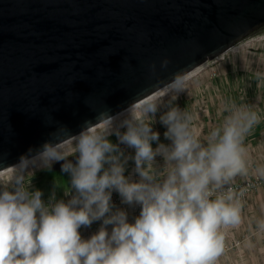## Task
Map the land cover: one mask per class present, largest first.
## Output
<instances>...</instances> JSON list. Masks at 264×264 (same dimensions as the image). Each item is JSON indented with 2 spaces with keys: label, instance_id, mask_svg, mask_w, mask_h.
<instances>
[{
  "label": "clouds",
  "instance_id": "9594fccd",
  "mask_svg": "<svg viewBox=\"0 0 264 264\" xmlns=\"http://www.w3.org/2000/svg\"><path fill=\"white\" fill-rule=\"evenodd\" d=\"M169 63L164 59L161 67ZM189 79L183 70L177 72L159 82L157 95L115 115L101 112L99 122L86 121L77 135L61 127L53 135L64 138L46 142L30 158L22 156L12 166L11 186L0 191V264H217L227 231L243 222L247 189L237 192L233 182L250 173L264 178V166H254L244 143L261 117L249 105L233 104L223 124L202 142L191 115L172 103L187 90ZM161 109L168 145L159 142L151 126ZM112 135L118 143L110 141ZM69 139L78 154L75 164L64 150ZM120 144L135 150L138 182L124 175L128 157ZM157 156L167 169L162 179ZM60 161L75 194L67 202L52 197L46 204L39 189L25 186V175L30 167L50 169ZM113 191L122 203L141 206L134 222L124 210L113 212ZM99 220V230L83 239L79 230ZM257 230L264 232V219L257 221Z\"/></svg>",
  "mask_w": 264,
  "mask_h": 264
},
{
  "label": "water",
  "instance_id": "95a60500",
  "mask_svg": "<svg viewBox=\"0 0 264 264\" xmlns=\"http://www.w3.org/2000/svg\"><path fill=\"white\" fill-rule=\"evenodd\" d=\"M262 29L264 0H0V171Z\"/></svg>",
  "mask_w": 264,
  "mask_h": 264
},
{
  "label": "rangeland",
  "instance_id": "374dc122",
  "mask_svg": "<svg viewBox=\"0 0 264 264\" xmlns=\"http://www.w3.org/2000/svg\"><path fill=\"white\" fill-rule=\"evenodd\" d=\"M248 49L253 50L255 53L249 52ZM245 51L249 52V54L248 52L246 53V56L244 54ZM228 54L231 60L224 64H218L217 75H212L207 70L202 75L191 76L186 85L187 90L178 98L177 104H180L181 108L191 115V127L199 134L201 141L204 143L207 142L213 128L223 124L225 117L228 115V109L233 104L243 106L248 101H261V103H264V43H256L254 47L240 48L237 52L230 51ZM246 58H250L249 61ZM243 63L247 64L248 67H244ZM257 73L261 75L258 76ZM256 112L260 114L259 110ZM261 121H263V118L260 119V123ZM151 126L153 131L159 132L160 143L166 145L171 143V141L164 138L166 128L160 124L159 118L153 121ZM121 131L123 132L125 129H121ZM109 139L114 144L118 143L115 135L110 136ZM152 146L155 148L157 143L153 142ZM74 147L75 144L73 142L72 148L66 146L64 150L67 154H74ZM119 147L123 151L124 156L128 157L124 175L128 177L133 172L139 177V174L135 171L134 159H132L135 155V150L124 144H120ZM74 155L75 160H77L78 154ZM155 160L156 167L160 168V178L162 179L167 171L166 168H163V158L157 156ZM105 167H108V165H105ZM13 176V169L0 174V191H3L5 187L11 186L10 182ZM70 181V175L64 174L61 170V165L56 166L55 171L37 165L28 169L24 182L25 186L31 185L29 191L39 189L43 193L42 200L47 204L52 197L57 201L62 199L65 202L71 199L75 191L71 189ZM253 191L249 193L246 199L254 197ZM243 213L252 216L250 209L246 208ZM102 223L98 222L96 225H91L87 228L82 227L79 230L82 238L89 239L99 230ZM252 225L253 221L252 217H250L249 222L243 221L238 228L227 231L225 252L219 257L217 264H222L223 262L225 264H264V261L258 263L255 260L252 252L253 239H248L239 232L240 229L244 230V228L248 230ZM112 227V225L107 226L109 233ZM249 242L252 245L251 247L248 246Z\"/></svg>",
  "mask_w": 264,
  "mask_h": 264
},
{
  "label": "crops",
  "instance_id": "0c3cea01",
  "mask_svg": "<svg viewBox=\"0 0 264 264\" xmlns=\"http://www.w3.org/2000/svg\"><path fill=\"white\" fill-rule=\"evenodd\" d=\"M180 98V96H179ZM170 99V97L168 98ZM167 102V101H166ZM178 100L172 101L173 105L177 104ZM180 106V104H178ZM252 107V110L260 111V117L263 118L261 123L256 124L251 130L250 134L245 139V146L249 150L250 157L253 161L254 166H264V103L261 101H248L247 104ZM181 107V106H180ZM164 109H161L160 112L157 113L155 120L159 118ZM153 120V121H155ZM164 171V170H163ZM254 172V169H253ZM251 176L261 178L255 174L250 173ZM254 197H248L244 202V210L250 209L252 211V216L249 214H242V221L249 222L250 217H252L253 225L244 230H239L240 234L248 239H253L252 252L254 254L255 260L260 263V261H264V232H260L257 230V221L260 219H264V187L260 186L253 191ZM263 197V198H262ZM263 212V214H262ZM225 264V262H223ZM222 263V264H223Z\"/></svg>",
  "mask_w": 264,
  "mask_h": 264
},
{
  "label": "built area",
  "instance_id": "2783aa9c",
  "mask_svg": "<svg viewBox=\"0 0 264 264\" xmlns=\"http://www.w3.org/2000/svg\"><path fill=\"white\" fill-rule=\"evenodd\" d=\"M256 43H264V31H260V32H256L252 35L247 36L246 38L242 39L241 41H239L238 43L234 44L233 46H231L230 48H228L226 51L220 53L219 55L215 56L212 59H208L207 61L203 62L202 64H200L199 66H197L196 68H194L193 70H191L190 72L187 73V75L189 77L191 76H199L204 74L205 71H207L208 73L212 74V75H217L218 71H217V67L219 63H226L228 62L230 59L229 57V52L230 51H235L237 52V50H239L240 48H245V47H254V44ZM249 52L253 53V50L248 49ZM248 51H245L244 54L246 56V53ZM248 52V54H249ZM255 53V52H254ZM244 56V57H245ZM250 58H246V60L249 61ZM244 67H248L247 64L243 63ZM208 67V68H207ZM207 68V69H206ZM137 104V103H135ZM131 107V106H130ZM129 108V107H128ZM127 109V108H126ZM130 177V179L133 182H138L139 181V177L136 176L133 172L130 173V175L128 176ZM263 186L264 187V178H257V177H253L251 175H249L248 177H237L236 180L233 182L232 187L238 192L239 189L241 188H246L247 191H245L243 197H242V201H244L246 199V197L249 195V193H251L253 190L257 189L258 187ZM112 204H113V212L116 211L117 209L120 210H124L125 212H127L128 214V222L132 223L134 222L135 217H137L140 213L141 210V206L140 205H127L121 202V197L119 195L118 192L113 191L112 192V200H111ZM102 220L99 221H95L92 223V225H96L98 222H100Z\"/></svg>",
  "mask_w": 264,
  "mask_h": 264
},
{
  "label": "bare ground",
  "instance_id": "6f19581e",
  "mask_svg": "<svg viewBox=\"0 0 264 264\" xmlns=\"http://www.w3.org/2000/svg\"><path fill=\"white\" fill-rule=\"evenodd\" d=\"M155 95H157L156 92H154L153 94H151V96H155ZM148 98H149V97H146V98H144L143 100L148 99ZM143 100L137 102V104H139V103L142 102ZM135 114L138 115L139 112L137 111V112H135ZM73 142H74V141H72V140H70V139L64 141V147L68 146L69 148H70V147L72 148V144H73ZM17 164H18V163H17ZM14 165H16V164H14ZM14 165H13V166H14ZM12 169H13L12 166H10V167H8V168H6V169L0 171V174L5 173V172H7V171H10V170H12Z\"/></svg>",
  "mask_w": 264,
  "mask_h": 264
},
{
  "label": "flooded vegetation",
  "instance_id": "af4514ba",
  "mask_svg": "<svg viewBox=\"0 0 264 264\" xmlns=\"http://www.w3.org/2000/svg\"><path fill=\"white\" fill-rule=\"evenodd\" d=\"M69 157L67 158L69 161H71L73 164L76 163V160H75V155L70 153V154H67ZM63 163H65V161H60V162H54L52 164V167L49 169L51 171H55L56 170V166L58 167V165H62ZM65 175H67L68 173H65Z\"/></svg>",
  "mask_w": 264,
  "mask_h": 264
}]
</instances>
